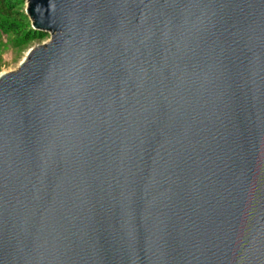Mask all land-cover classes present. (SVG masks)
Returning a JSON list of instances; mask_svg holds the SVG:
<instances>
[{
    "label": "water",
    "instance_id": "95a60500",
    "mask_svg": "<svg viewBox=\"0 0 264 264\" xmlns=\"http://www.w3.org/2000/svg\"><path fill=\"white\" fill-rule=\"evenodd\" d=\"M24 1L0 264H264V0Z\"/></svg>",
    "mask_w": 264,
    "mask_h": 264
},
{
    "label": "rangeland",
    "instance_id": "374dc122",
    "mask_svg": "<svg viewBox=\"0 0 264 264\" xmlns=\"http://www.w3.org/2000/svg\"><path fill=\"white\" fill-rule=\"evenodd\" d=\"M26 9V2L24 0H20L14 10L20 16L19 22L25 26L24 32L29 30L30 27L32 28L31 21L26 14ZM5 18L6 17L0 13V20ZM10 20L14 21L15 19L10 18ZM49 40L50 35H43L22 43L21 38H18L15 35H6L0 32V76L2 74L16 71L31 50L37 48L38 46L47 44Z\"/></svg>",
    "mask_w": 264,
    "mask_h": 264
},
{
    "label": "trees",
    "instance_id": "16d2710c",
    "mask_svg": "<svg viewBox=\"0 0 264 264\" xmlns=\"http://www.w3.org/2000/svg\"><path fill=\"white\" fill-rule=\"evenodd\" d=\"M19 2L20 0H0V13L6 17L0 20V32L6 35H15L21 38L22 43L43 36L44 34L34 31L31 27L24 32L25 26L19 22L20 16L14 11ZM10 18H14L16 21H11Z\"/></svg>",
    "mask_w": 264,
    "mask_h": 264
}]
</instances>
